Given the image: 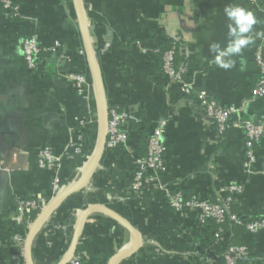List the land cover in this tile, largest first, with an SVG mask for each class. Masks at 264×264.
<instances>
[{
  "label": "crops",
  "instance_id": "crops-1",
  "mask_svg": "<svg viewBox=\"0 0 264 264\" xmlns=\"http://www.w3.org/2000/svg\"><path fill=\"white\" fill-rule=\"evenodd\" d=\"M82 1L108 110L132 113L138 122L125 126L127 144L105 150L88 185L68 197L36 230L32 264H59L71 247L81 212L91 205L117 213L142 237L141 248L119 264H226L221 257L231 242L247 251L237 264H264V231L251 234L241 226L244 230L237 229L235 235L228 230L215 247L212 233L200 227L193 214L172 210L160 190L128 192L135 158L146 156L148 136L164 122L162 186L181 190L187 197L214 200L221 189L235 184L242 190L235 196L233 212L246 220H264V136L254 147V163L246 167L244 133L233 129L219 136L193 99L167 82L154 53L174 46L176 59L189 68L195 91L207 92L264 127V98L252 97L260 78L255 51L264 45V36L256 35L264 32V0ZM17 3V18L7 19L0 9V264H25L13 239L20 231L28 232L24 227L29 219L16 211L18 201L29 199L47 207L55 197L54 177L61 191L76 182L99 141L97 105L86 56L80 54L83 43L72 1ZM228 4L253 12L258 24L250 33L255 43L233 57L234 68L223 70L214 63L209 46L228 43L229 22L223 11ZM30 35L43 47L55 42L63 47L59 56L44 54L36 71L28 70L22 58L21 41ZM106 44L109 49L101 54ZM66 73L86 78L84 96L63 77ZM76 118L86 122L80 153L73 148ZM43 147L61 159L57 173L36 166L35 155ZM79 246L87 264H108L132 244L116 221L93 212L83 225Z\"/></svg>",
  "mask_w": 264,
  "mask_h": 264
},
{
  "label": "built area",
  "instance_id": "built-area-1",
  "mask_svg": "<svg viewBox=\"0 0 264 264\" xmlns=\"http://www.w3.org/2000/svg\"><path fill=\"white\" fill-rule=\"evenodd\" d=\"M250 3H255L256 0H247ZM2 13L7 19L17 18L20 16V7L17 0H0ZM63 47L59 42H55L50 47H43L35 35L25 37L21 41V51L23 61L30 71H36L39 68V60L44 54L58 55ZM109 49V44L104 45L100 53L104 54ZM84 52L80 51V54ZM155 54H161V73L169 84H174L178 87L179 92L187 97H191L196 105L201 109L208 123L215 127L219 136H224L228 131L236 129L240 130L245 135L246 146V162L245 166H251L254 163L253 150L255 145L260 143L264 136V127L262 124L255 123L251 120L241 117L240 110L233 106H225L216 99L212 98L205 91H195L188 79L189 68L187 64L179 62L176 59V51L171 48L165 52H160L156 49ZM61 56L69 61L70 57ZM255 62L258 67L260 78L252 90L253 98H264V45L261 44L255 51ZM63 77L74 83L79 96H84L87 82L86 78L81 74L66 73ZM109 125L108 135L105 145V150L112 151L121 146H125L128 141V135L125 131V126L131 122H138L136 116L125 111L109 110ZM78 129L75 131L76 140L73 148L75 153H80L83 143L81 130L85 128L84 120L75 119ZM165 123H160L147 138V155L145 157L135 158L134 172L132 181L128 189L129 194H142L150 187L160 190L163 197L167 201L169 207L176 213L188 212L195 216V219L200 227L207 229V232L212 233V246L219 247L222 241L223 233L221 230L212 232L206 228V223L213 220L216 224L222 225L225 222L233 223L237 226H243L248 233L254 234L259 231H264V220L252 219L246 220L238 216L231 210L234 204L235 196L238 195L242 188L235 184H229L221 189L214 200L199 199L190 197L185 199L181 190H174L159 183V175L166 171L164 160L165 147L162 143ZM36 166L40 170L57 173L61 159L57 157L50 148H40L36 153ZM58 183V178L53 179V195L56 196L61 190ZM45 206H39L35 201L29 199L19 200L16 205V211L20 215L34 211L38 212L44 209ZM31 221H27L24 229L28 230ZM25 232H18L13 239L18 244L19 251L23 258V247L25 240ZM247 255L246 248L243 246H229L223 250L222 257L226 264H237ZM70 264H87V259L84 253L75 254Z\"/></svg>",
  "mask_w": 264,
  "mask_h": 264
},
{
  "label": "water",
  "instance_id": "water-1",
  "mask_svg": "<svg viewBox=\"0 0 264 264\" xmlns=\"http://www.w3.org/2000/svg\"><path fill=\"white\" fill-rule=\"evenodd\" d=\"M71 1L83 43V50L90 70V76H91V81H92L96 105H97V114L99 121V141L94 154L89 160L88 165L82 172L80 178L64 191H60L50 202V204L47 207H45L31 223L24 240L23 259L25 264H32L31 243L36 230L52 215V213L68 197H70L71 195L75 194L76 192H78L79 190H81L82 188L88 185L105 153V145L108 135V125H109V113H108L109 110L105 101V94H104L100 69L96 58V52L93 49L90 42V37L88 32V21H87V15H86L84 3L82 0H71ZM93 212H102L108 215L109 217H111L114 221H116L120 226H122L127 231L131 239V244H132L131 249L125 253L113 257L112 259L109 260L108 264H119L122 260H124L132 253L138 251L141 248L142 245L141 235L126 219H124L117 213L105 207L98 205H91L87 209L81 212L74 228L71 247L67 255L63 258V260L59 264H70L71 260L73 259V257L77 252L83 225L87 217Z\"/></svg>",
  "mask_w": 264,
  "mask_h": 264
},
{
  "label": "clouds",
  "instance_id": "clouds-1",
  "mask_svg": "<svg viewBox=\"0 0 264 264\" xmlns=\"http://www.w3.org/2000/svg\"><path fill=\"white\" fill-rule=\"evenodd\" d=\"M224 15L228 20V43L225 47H221L219 43H212L209 48L214 54V63L223 70H231L236 65L233 57L241 56L243 50L255 40L252 33L258 20L253 12L245 9L238 4H228L224 7ZM257 36H264V32H258ZM241 70L245 61L240 60Z\"/></svg>",
  "mask_w": 264,
  "mask_h": 264
},
{
  "label": "trees",
  "instance_id": "trees-1",
  "mask_svg": "<svg viewBox=\"0 0 264 264\" xmlns=\"http://www.w3.org/2000/svg\"><path fill=\"white\" fill-rule=\"evenodd\" d=\"M0 9H2V7H1V5H0ZM170 48H174V46H169V47H167V48H165V49H162V51H160L161 53L162 52H165V51H167V50H169ZM159 57H161V54H159ZM146 147H147V141H146ZM147 155V154H146ZM138 157H144V156H137L136 158H138ZM183 194H184V197H185V199H188V198H190V197H187V195L183 192ZM231 210L233 211V205L231 206ZM36 212H34V211H30V212H27V213H25V215L27 216V218L29 219V220H31V221H33L34 219H35V217H36ZM206 228H208L209 230H211L213 233L214 232H217V231H219V230H221L222 231V233H224V232H226V231H231L233 234H237V229H241V230H244V228L243 227H241V226H237V225H234L233 223H229V222H225L224 224H222V225H218V224H216L213 220H209L207 223H206ZM16 233H17V230H16ZM211 241H213V236H211ZM236 244L235 243H230L229 244V246H235ZM226 247H228V245L226 246ZM82 251H83V247L82 246H79L78 247V249H77V252H76V254H79V253H82ZM221 260H223L224 261V258L223 257H221Z\"/></svg>",
  "mask_w": 264,
  "mask_h": 264
}]
</instances>
